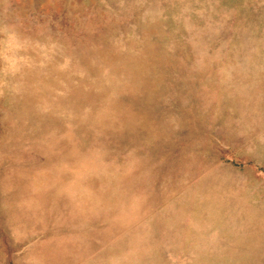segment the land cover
<instances>
[{"label": "rangeland", "instance_id": "374dc122", "mask_svg": "<svg viewBox=\"0 0 264 264\" xmlns=\"http://www.w3.org/2000/svg\"><path fill=\"white\" fill-rule=\"evenodd\" d=\"M0 264H264V0H0Z\"/></svg>", "mask_w": 264, "mask_h": 264}]
</instances>
